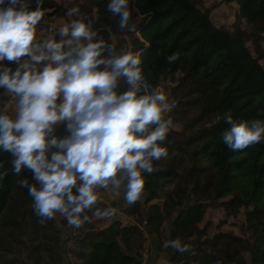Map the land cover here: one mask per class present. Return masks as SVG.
Returning a JSON list of instances; mask_svg holds the SVG:
<instances>
[{
  "label": "trees",
  "instance_id": "trees-1",
  "mask_svg": "<svg viewBox=\"0 0 264 264\" xmlns=\"http://www.w3.org/2000/svg\"><path fill=\"white\" fill-rule=\"evenodd\" d=\"M87 1L83 13L94 16L84 22L91 25L99 39L112 46L110 35L116 28L106 7L107 0ZM224 1L234 7L238 19L264 29V0ZM130 2L134 9L131 17L141 16L135 24L134 33L140 37L134 40L133 52L140 57L148 90L157 87L162 78H177L170 87V97L176 105L169 117L183 127L181 139L161 142L168 155L153 161L152 173H144L146 197L138 211L144 229L155 234L156 251L172 253L176 264H264V139L242 150H232L221 138L229 127L224 120L226 114L235 122L264 121L263 66L243 38L211 25L191 0ZM44 4L45 1L43 7ZM172 54L178 59L169 62L167 58ZM126 88L121 81L120 90ZM3 93L0 90V95ZM57 134H63L62 125ZM11 159L8 152H0V173L4 174L0 177V217L17 196L20 215L29 210L34 232H41L42 227V237L54 241L55 237L46 235L45 230L60 233L63 228L56 227L52 219L38 222L32 198L21 186L22 180L34 183L32 174L29 170L14 173ZM187 161L190 165L185 167ZM223 197H230L222 202L228 214L234 216L245 210L247 228L252 233L242 238L220 231L202 240L205 229L198 223L205 212V201ZM97 207L106 208L99 199ZM82 215L94 216L91 210ZM83 224L87 225V221ZM139 232L136 223L121 225L115 221L102 229L86 231L83 238H75V247L67 251L80 259L77 264H141L131 242ZM173 239L187 244L189 251L181 253L166 247L165 242ZM207 243L221 248L202 247ZM49 246L42 243L32 248L36 252L35 264L43 259L38 255L42 250L55 254V264H63L62 248Z\"/></svg>",
  "mask_w": 264,
  "mask_h": 264
},
{
  "label": "clouds",
  "instance_id": "clouds-1",
  "mask_svg": "<svg viewBox=\"0 0 264 264\" xmlns=\"http://www.w3.org/2000/svg\"><path fill=\"white\" fill-rule=\"evenodd\" d=\"M35 2L30 10L31 0H0V90L14 101L12 114L0 108V152L11 155L14 173L31 172L34 183L22 180L21 186L38 222L59 213L80 228L89 220L85 210L97 218L114 215L112 208L97 207L100 189L129 205L142 199L144 173L168 155L161 142L171 124L163 115L170 105L159 87L148 90L139 55L115 51L90 24L72 20L38 38L43 0ZM129 4L107 0L106 7L119 17L121 30L134 32ZM78 12L74 6L66 15ZM224 120L229 127L221 138L232 150L264 139L262 120L235 122L227 114ZM165 246L189 251L179 239Z\"/></svg>",
  "mask_w": 264,
  "mask_h": 264
},
{
  "label": "rangeland",
  "instance_id": "rangeland-1",
  "mask_svg": "<svg viewBox=\"0 0 264 264\" xmlns=\"http://www.w3.org/2000/svg\"><path fill=\"white\" fill-rule=\"evenodd\" d=\"M45 4L41 5V10L44 12L41 22L37 26V37L40 39L46 38L50 32H55L60 26L65 23H70L72 20H82L93 18V14H84L88 6L87 0H44ZM131 1V0H130ZM194 5L203 13V15L208 19L211 25L218 27L222 30H226L232 36H239L244 39L247 48L250 53L259 60L260 64L264 68V29L262 26L245 22L236 17L235 9L232 5L226 3L224 0H191ZM44 3V2H43ZM30 6H33V3H30ZM78 7L79 12L73 15H66V12L69 8ZM35 7V6H34ZM129 9L134 11L132 8L131 2L129 4ZM81 12V13H80ZM140 15L132 16V24L139 22ZM114 27L116 28L115 32H111L110 40L112 46H114L115 51H132L134 40L137 37H140L136 32H129L126 30H121L118 27L119 17H111ZM111 31V30H110ZM58 39V37H56ZM135 53V52H133ZM6 65H15L14 62L5 61ZM179 74L177 73L175 77ZM177 78H162L159 82V87L166 95L167 101L170 105V109L167 113H164V119L170 120V113L174 112L176 101L171 100L170 97V87L175 85ZM14 101L12 97L6 93L0 95V108L5 109L10 114L13 112ZM171 121V120H170ZM183 127L178 123L171 122L169 126V131L164 141L172 140L177 141L181 139L180 133H182ZM190 161H187L185 167H188ZM199 163L204 164V161H199ZM190 195V194H187ZM189 197V196H188ZM230 197H223L217 201H205V212L202 220L198 223L200 228L205 229V234L201 239L212 238L215 233L220 231H229L237 236L242 238L249 237L252 233L251 229L247 228V222L245 217V210L241 209L239 212L232 216L225 211V208L222 205V202L227 201ZM18 198L15 196V201L11 202L10 205L3 211L0 217V264H35L36 252H32V248L40 246L42 243L50 245L56 250L57 245L59 248L62 247H75V238H83L86 231L98 230L99 226L97 220L91 221L90 218L87 221V225L81 226L80 228H74L67 224L64 216L57 213L52 219L56 227H64L67 230L66 234L63 232L53 233L51 229H47L46 235L55 237L54 241L46 240L42 237L43 228L41 232L35 233L32 228V216L26 211L24 215H20V206L18 204ZM153 200L152 202H155ZM151 202V203H152ZM136 214L135 216H137ZM175 215V214H174ZM140 217H136L135 223L143 227L144 222L140 221ZM173 219V218H172ZM14 220L16 223H13ZM99 220V219H98ZM39 221V220H38ZM125 223V222H124ZM92 224L93 227L88 225ZM128 223H125L127 225ZM136 224V225H137ZM97 225V227H95ZM122 225V222H121ZM144 228V227H143ZM145 230V229H144ZM147 230H145L146 232ZM72 237V238H71ZM155 239V234H149L146 232L144 235L138 237V243L133 249L136 250L139 256L140 252H147V255H151V252L154 250V244L151 243ZM154 242V241H153ZM133 246V244H132ZM202 247L209 249H220L221 245L217 247H212L207 243L203 244ZM165 248V247H164ZM70 253V252H69ZM71 254V253H70ZM246 257L249 255L247 252L244 253ZM38 255L43 259L39 264L44 262H49L50 264H55L52 260V257H55L53 253H46L44 250L38 252ZM73 255V254H72ZM172 253H162L158 252L154 261L155 264H176L177 262L173 260ZM164 257V258H163ZM77 261L74 264H77L80 259L73 255Z\"/></svg>",
  "mask_w": 264,
  "mask_h": 264
},
{
  "label": "crops",
  "instance_id": "crops-1",
  "mask_svg": "<svg viewBox=\"0 0 264 264\" xmlns=\"http://www.w3.org/2000/svg\"><path fill=\"white\" fill-rule=\"evenodd\" d=\"M145 197H146V193L143 192L141 200H138L136 203L129 205L123 201L122 197H121V199H116L108 191H106L104 189H100V190H98V199L104 203L105 207H109V208L114 209L115 210L114 215L111 217H103V218H97L95 216H91L90 220L91 221L97 220L98 221L97 225L99 226L98 227L99 229H102V228L110 225L112 222H115V221L120 223V224L122 222V225H125V223H128V224L135 223L134 219L138 216L140 217L138 211H139V209H142L143 201H144ZM136 214H138V215L135 216ZM143 222H144V220L142 221V223ZM97 225L95 227H97ZM137 225L139 227L140 232L133 235L131 238V242L133 244V247L137 246L138 237L142 236V234L144 235L147 232V231L145 232L144 228L141 225H139V224H137ZM58 228L59 229L63 228L65 231H67L64 227H58ZM151 243L154 244L153 241ZM68 248L69 247H67V248L62 247L63 251L61 254H62V258H63V264H74L77 260L75 258H73V255L67 251ZM153 249L154 250L151 252L150 257H149V255L147 256L145 264H155L154 261L157 260V259H155V257L157 256V253H158L155 249V244H154Z\"/></svg>",
  "mask_w": 264,
  "mask_h": 264
},
{
  "label": "built area",
  "instance_id": "built-area-1",
  "mask_svg": "<svg viewBox=\"0 0 264 264\" xmlns=\"http://www.w3.org/2000/svg\"><path fill=\"white\" fill-rule=\"evenodd\" d=\"M31 2L33 3V6H35L36 7V2H35V0H31ZM43 2H44V0H43ZM140 257H139V260H140V262H141V264H144L145 263V261H146V258H147V252L145 251V252H140Z\"/></svg>",
  "mask_w": 264,
  "mask_h": 264
},
{
  "label": "water",
  "instance_id": "water-1",
  "mask_svg": "<svg viewBox=\"0 0 264 264\" xmlns=\"http://www.w3.org/2000/svg\"><path fill=\"white\" fill-rule=\"evenodd\" d=\"M187 196H189V195H187Z\"/></svg>",
  "mask_w": 264,
  "mask_h": 264
}]
</instances>
